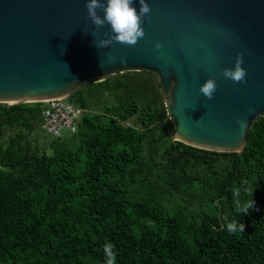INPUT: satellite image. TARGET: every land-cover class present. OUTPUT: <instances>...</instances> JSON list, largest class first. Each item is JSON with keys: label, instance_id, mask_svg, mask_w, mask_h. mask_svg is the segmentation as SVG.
<instances>
[{"label": "trees", "instance_id": "trees-1", "mask_svg": "<svg viewBox=\"0 0 264 264\" xmlns=\"http://www.w3.org/2000/svg\"><path fill=\"white\" fill-rule=\"evenodd\" d=\"M65 100L83 113L49 153L28 138L41 104H0V264H105L106 242L116 264H264V116L241 153H216L171 140L152 73L88 81ZM244 179L255 207L240 215ZM226 215L244 232L229 234Z\"/></svg>", "mask_w": 264, "mask_h": 264}, {"label": "water", "instance_id": "water-1", "mask_svg": "<svg viewBox=\"0 0 264 264\" xmlns=\"http://www.w3.org/2000/svg\"><path fill=\"white\" fill-rule=\"evenodd\" d=\"M85 2L0 0V104L66 99L85 82L143 71L157 78L173 142L241 153L252 123L264 116V0H146L144 38L108 48L95 46L110 29L90 34ZM238 54L245 83L222 75ZM209 77L217 84L211 100L199 94Z\"/></svg>", "mask_w": 264, "mask_h": 264}, {"label": "clouds", "instance_id": "clouds-1", "mask_svg": "<svg viewBox=\"0 0 264 264\" xmlns=\"http://www.w3.org/2000/svg\"><path fill=\"white\" fill-rule=\"evenodd\" d=\"M138 3L140 7L137 11L134 6V0H86L85 8L87 16L94 26V30L90 34L95 36L99 29L104 28L105 25L110 29V34L104 33L107 38L100 39L98 43H95L97 48H108L113 42L134 47L140 39L144 38V17L151 12V8L146 0H138ZM84 32L89 33L87 31ZM161 47V44H155L157 50ZM109 61L115 62V58L109 56ZM120 62L124 63L125 60L121 58ZM242 64L243 56L242 54H238L234 67L223 69V77L231 80L233 83H245L246 71L241 67ZM216 90L217 84L215 79L209 77L200 86L199 94L207 100H211ZM237 125L242 132L246 123L240 119L237 120ZM241 185L242 187H236L233 190V204L237 214L247 215L255 207V201L251 198L255 188L247 179L242 180ZM242 193L246 199H241ZM223 219L226 222L225 227L229 234L244 232L245 226L241 222L235 219L228 221L227 215ZM103 251L106 256L105 264H116L117 252L115 251V245L111 242H106Z\"/></svg>", "mask_w": 264, "mask_h": 264}, {"label": "built area", "instance_id": "built-area-1", "mask_svg": "<svg viewBox=\"0 0 264 264\" xmlns=\"http://www.w3.org/2000/svg\"><path fill=\"white\" fill-rule=\"evenodd\" d=\"M41 104L40 129L50 138H61L60 131L74 133L83 111L65 99L39 102Z\"/></svg>", "mask_w": 264, "mask_h": 264}, {"label": "rangeland", "instance_id": "rangeland-1", "mask_svg": "<svg viewBox=\"0 0 264 264\" xmlns=\"http://www.w3.org/2000/svg\"><path fill=\"white\" fill-rule=\"evenodd\" d=\"M98 112H99L98 109H94L93 111H90V113H98ZM103 112L106 113V114H108L106 111H103ZM118 121L121 122V123H123V124H125L127 126V125H130L131 124L132 118H130V117L129 118L119 117L118 118ZM14 131L15 130L8 131V134L9 135L10 134H13ZM6 134H7V132L5 133V135ZM60 135H61V137H64V136L67 135V133L64 130H61L60 131ZM28 138L32 142L33 146H35L39 151L43 150L45 153H49L48 143H49V141L51 139H50V137L48 135L44 134V132L40 128L32 131L29 134ZM219 165L226 166L227 165L226 160H224L223 158L217 159L216 166H219ZM201 171L204 173V167L201 166V165H199V166L196 165V166H193L192 167L191 173L201 175L202 174Z\"/></svg>", "mask_w": 264, "mask_h": 264}]
</instances>
